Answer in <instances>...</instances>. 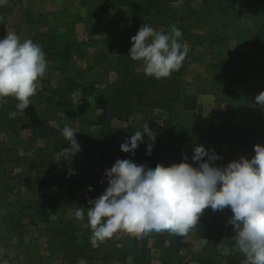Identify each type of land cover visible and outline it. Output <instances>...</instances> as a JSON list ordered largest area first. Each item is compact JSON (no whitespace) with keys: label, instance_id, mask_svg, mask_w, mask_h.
Masks as SVG:
<instances>
[{"label":"rangeland","instance_id":"1","mask_svg":"<svg viewBox=\"0 0 264 264\" xmlns=\"http://www.w3.org/2000/svg\"><path fill=\"white\" fill-rule=\"evenodd\" d=\"M125 1L136 4L139 0ZM0 5V39L7 32L16 33L21 40L38 36L47 41L42 38L47 34L56 37L53 45L58 54L55 59L46 58V74L38 81L25 115L57 130L68 125L76 132L97 137L101 112L95 109V101L103 93L108 96L120 80L123 39L130 24L128 9L112 0H0ZM116 21L118 24L112 26ZM262 21L258 8L250 6L248 0H171L163 14L148 18L144 24L157 31L167 33L173 25L182 29L181 39L194 57L183 79L187 93L198 97L199 108L172 114L161 110L143 113L135 108L128 118L115 120L118 136L114 145L120 159L163 165L160 159H167L165 155L159 158L153 148L148 152L151 141L147 134L134 155L121 151V144L145 123L156 137L161 131L167 134L170 166L184 162L185 154L187 162L193 163L197 144L215 149L222 157L216 166H227L241 156L251 159L254 146H264V107L255 101L264 92V54L258 58L251 45ZM196 34L201 38H194ZM68 43L69 54L62 57ZM257 60L260 66L254 70ZM136 66L137 73H144L141 62ZM69 80L85 85L88 96L73 100L70 107L55 108ZM50 97L53 101H48ZM16 103L14 98H6L0 107L14 109ZM68 147L61 146L44 129L20 125L9 118L0 120V256L7 264L64 260L60 248L63 240L78 245L90 238L86 207L108 187L107 167L98 164L95 156L83 153L76 154L70 163L58 162L55 153ZM69 169L75 174L70 175ZM79 182L95 184L98 194L83 188L76 192L78 187L70 192L71 185ZM78 207H85L83 220L74 216ZM204 212L223 241L235 235L234 226L228 224L233 215L230 208L213 211L209 207ZM34 225L39 231L31 228ZM221 243L199 221L184 237L167 231L146 236L120 231L107 240L100 255L76 264H228V255L244 261L238 250L225 252L218 247Z\"/></svg>","mask_w":264,"mask_h":264},{"label":"clouds","instance_id":"2","mask_svg":"<svg viewBox=\"0 0 264 264\" xmlns=\"http://www.w3.org/2000/svg\"><path fill=\"white\" fill-rule=\"evenodd\" d=\"M181 36L182 29L175 25L165 33L145 23L131 37L132 47L127 56L142 63L146 76L169 77L183 66L190 51ZM47 65L41 46L31 39L21 40L14 32H7L0 39V103L6 102V98L17 101L9 118L25 114L32 105L31 97L36 94ZM78 96V91L72 93L74 101ZM255 101L264 107V92ZM76 134L68 125L62 129L69 147L55 153L58 162L70 163L82 151ZM145 134L151 141L150 153L156 135L148 123L121 144V151L134 155ZM254 152L251 159L241 156L223 167L216 166L215 162L222 157L214 149L199 144L193 148L191 164L186 154L184 162L167 167L117 160L105 170L108 187L86 207L90 243L99 247L120 231L134 236L167 231L184 237L195 228L205 209L230 208L233 215L228 224L234 226L235 235L218 247L225 252L238 250L245 258L243 264H264V146L255 145ZM69 174L75 172L69 169ZM74 216L83 220L85 207L75 208ZM0 264H7L2 256Z\"/></svg>","mask_w":264,"mask_h":264},{"label":"trees","instance_id":"3","mask_svg":"<svg viewBox=\"0 0 264 264\" xmlns=\"http://www.w3.org/2000/svg\"><path fill=\"white\" fill-rule=\"evenodd\" d=\"M112 1L115 5L125 7L130 12V17H128L130 19V24L127 29V34L123 39V48L125 53L122 55L119 62L121 68L119 77L120 80L108 96L103 93L95 101V109L101 112V116L99 117L101 130L99 135L97 137H91L82 132H77L76 134V139L82 148V151L79 153L95 156L96 159H98L97 163L105 164L107 169H110L114 163L120 159V154L114 145V138L118 136L116 135V130L113 127V122L115 120L128 118L135 108L142 109L143 113L161 110L169 114L179 111L190 112L199 108L198 97L195 94L187 93V89L185 87L186 82L183 79L184 72L194 59L192 53H188L183 66L179 70H174L171 76L162 79H155L153 77L146 76L144 73H137L136 62L132 61L127 56L130 48L132 47L131 37L136 35L139 28L148 18L154 15L163 14L167 10V4L171 0H139L136 4H131L125 0ZM248 4L258 8V11L263 18L261 26L258 30L256 29V32L251 40L252 48L257 52V57L259 58L264 54V0H248ZM117 24L118 21L113 23L112 26H116ZM43 37H46L47 41H42L38 36L33 37L31 40L36 44L41 42L40 46L46 54V58L55 59L58 54L57 46L53 45L54 41H56L55 35L47 34L43 35L42 38ZM193 37L196 39L201 38L198 34L193 35ZM69 43L64 47L63 53L61 54L62 57L65 53L69 54L71 47V44ZM258 66H260V61L257 60L253 66L254 70H256V67ZM65 87L64 92L61 94L59 103L54 105L55 108L62 109L70 107L73 104V92H79V96L76 99H83L88 96L85 95L87 94V88L85 85L78 86L74 84V81L69 80ZM51 100L52 97H50L48 101ZM15 110V108L8 109L0 107V120L9 118V112ZM9 119L20 125H28L39 130L44 129L49 134L55 136L61 146H69L62 136L63 128L60 130L54 129L35 117L25 114L17 115L15 118ZM162 132L163 131H161V133H159L156 137L152 148L156 150L155 154L159 158H162L161 156L163 155L166 156L167 159L163 158L160 159V161L165 167H167L170 166L171 163L169 157L171 155L170 148L167 146L170 141L165 139L167 138V134ZM162 150H165V154ZM218 163L219 160L215 162L216 165ZM75 187L83 189L91 188L93 189L92 192L97 193V186L95 184L79 182L76 183V186L71 185L69 188L71 190L70 192H72ZM104 191L105 189L102 188L100 194ZM198 221L205 226L206 230L216 242H223V238L217 227L205 212L202 213ZM70 240H74V234ZM106 243L107 241L99 247H93L90 243L89 237L78 245H75L73 242L65 239L60 243V248L66 261L69 264H76L81 259L91 260L100 255L103 252ZM226 259L228 264H243L242 261L232 255H228Z\"/></svg>","mask_w":264,"mask_h":264},{"label":"crops","instance_id":"4","mask_svg":"<svg viewBox=\"0 0 264 264\" xmlns=\"http://www.w3.org/2000/svg\"><path fill=\"white\" fill-rule=\"evenodd\" d=\"M1 6V8L3 7V5H0ZM38 13H39V11H38ZM3 24V23H2ZM1 24V25H2ZM7 29V28H6ZM85 190H88L89 191V189H85ZM76 192H78V191H81V188H79V189H76L75 190ZM91 192V191H90ZM88 198H90V195H89V197ZM33 230H37V231H39V229H40V227L39 226H37V225H34V226H32L31 227ZM38 245H39V243H37L36 244V247L38 248ZM44 247H46V246H44ZM54 261V262H53ZM154 261V260H153ZM152 261V262H153ZM57 262H61V264H63V263H65V264H69L67 261H66V259H64V260H52L51 258H47V261L45 262V264H51V263H57ZM63 262V263H62ZM154 262H158V260H155ZM58 263V264H59ZM112 263H113V261H112ZM17 264H19V263H17ZM21 264H41V263H38V262H36L35 263V261H26V262H23L22 261V263Z\"/></svg>","mask_w":264,"mask_h":264}]
</instances>
